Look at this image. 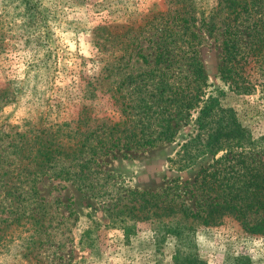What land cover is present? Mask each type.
<instances>
[{
  "label": "trees",
  "instance_id": "trees-1",
  "mask_svg": "<svg viewBox=\"0 0 264 264\" xmlns=\"http://www.w3.org/2000/svg\"><path fill=\"white\" fill-rule=\"evenodd\" d=\"M168 2L174 6L157 14L161 30L153 61L141 54V48L135 51L125 43L120 49L131 54L134 50L142 70L133 72L127 66L130 59L120 57L102 67L96 81L105 84L102 90L113 88L110 97L115 107L110 114L83 107L76 121L38 127L24 121L22 126L7 124L1 132L0 240L3 231L22 227L30 232L27 249H40L50 242L32 239L40 233L46 240L48 229L53 228L54 211L44 207L38 188L43 178L64 180L92 198L108 201L112 221L162 225L166 234L182 240L178 247L186 237L190 240L199 225H214L228 215L250 235L264 236V150L252 146L264 141V133L255 138L244 122L255 113L242 110L239 114L222 103L219 93L224 91L207 90L199 48L213 36L214 24L210 17L197 20L192 14L197 11L194 4L202 7L203 1ZM220 3L225 10L219 31L220 76L240 94H251L256 87L251 70L257 68L264 78V0ZM116 73L119 80L114 85ZM184 128L187 133L177 142L171 159L186 168L204 155L211 157L191 180L168 178L152 191L112 190L110 156L173 142ZM179 253L174 264L180 261ZM188 256L192 258L187 264H203L192 252ZM247 262L246 256L238 257V264Z\"/></svg>",
  "mask_w": 264,
  "mask_h": 264
},
{
  "label": "rangeland",
  "instance_id": "rangeland-1",
  "mask_svg": "<svg viewBox=\"0 0 264 264\" xmlns=\"http://www.w3.org/2000/svg\"><path fill=\"white\" fill-rule=\"evenodd\" d=\"M202 1V7L194 4L197 11L192 14L197 20L210 17L214 24L213 36L199 48L207 90L224 91L219 93L222 103L239 114L242 110L255 113L244 122L256 138L264 133V78L257 68L251 70L256 83L251 94H240L222 79L219 31L225 10L221 0ZM172 6L168 0H0V135L7 124L22 126L27 121L30 127H38L76 121L83 107L110 114L115 107L110 97L113 88L102 90L105 84L96 81L102 67L120 57L130 59L127 66L133 72L141 71L143 63L134 54L140 48L153 61L161 30L157 14ZM125 43L133 46L132 54L120 49ZM116 75L114 85L119 80ZM186 133L184 128L173 142L110 156L112 190L152 191L168 178L191 180L211 157L204 155L186 168L173 161L177 142ZM252 146L264 150V141ZM38 188L44 207L54 211L53 228L48 229L46 240L40 233L32 239H49L47 244L53 242L58 248L45 244L27 249L30 232L13 227L12 232L3 231L0 264H174L180 250L178 264H187L190 252L203 264H238L239 256H246L247 264H264V236L245 232L232 216L214 225H199L190 240L186 237L178 247L182 240L166 234L160 224L112 221L108 201L92 198L64 180L43 178ZM193 242L195 246L189 247Z\"/></svg>",
  "mask_w": 264,
  "mask_h": 264
}]
</instances>
